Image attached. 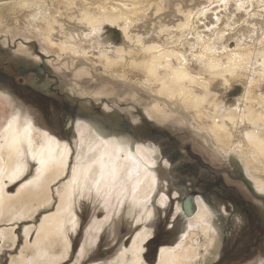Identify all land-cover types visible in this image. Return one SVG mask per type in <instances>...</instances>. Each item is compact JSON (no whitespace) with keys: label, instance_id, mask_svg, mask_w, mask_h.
Here are the masks:
<instances>
[{"label":"bare ground","instance_id":"obj_1","mask_svg":"<svg viewBox=\"0 0 264 264\" xmlns=\"http://www.w3.org/2000/svg\"><path fill=\"white\" fill-rule=\"evenodd\" d=\"M263 3L0 0V29L9 24L23 30L28 40L40 41L44 52L40 59L74 69V80L94 78L95 73L140 89L152 100L145 108L149 120H177L182 125L185 118L180 113L184 114L218 156L229 163L242 162L247 181L254 185L252 192L264 200ZM108 28L121 33L120 44L98 43ZM32 51L19 43L15 56H31ZM236 88L242 89L240 96L229 101ZM103 94L108 96L107 88L93 96ZM94 114L76 121L80 140L72 158L68 143L36 127L28 114L0 96V253L19 248V224L24 236L9 264H62L80 224L77 202L86 197L101 199L106 216L90 226L77 263L95 246L112 217L125 208L128 218L138 216L136 223L143 229L107 264H147L144 244L152 232L146 223L154 216L151 202L159 188L154 168L160 148L120 138L105 126V113ZM25 176L30 178L24 182ZM20 181L15 192L9 191ZM198 197L188 199L194 203L189 217L182 204L177 205L175 213L183 215L187 233L176 245L163 247L156 264L217 260L218 214ZM159 198L157 207H167L168 196ZM38 215L40 223L31 224Z\"/></svg>","mask_w":264,"mask_h":264},{"label":"rangeland","instance_id":"obj_2","mask_svg":"<svg viewBox=\"0 0 264 264\" xmlns=\"http://www.w3.org/2000/svg\"><path fill=\"white\" fill-rule=\"evenodd\" d=\"M15 29L9 24L0 29V49L9 53L8 56L0 53V96L28 114L36 127L68 143L73 150L72 158L80 140L76 121L79 118H92L99 111L105 113L107 118H102V121L108 123L105 126L109 127L110 132L120 138L135 139L152 148H160V159L154 168L159 173V188L151 202L154 216L146 223L152 232L144 244L143 256L147 264H156L160 250L176 245L179 238L187 233L185 219L183 215L175 213V209L189 195L202 197L218 214L216 224L220 228L221 247L213 264H261L264 261V200L252 192H255V188L252 182L249 183L242 162L229 163L218 156L192 127L190 118L187 119L182 113L180 115L185 118L182 125L177 120V123L149 120L145 108L152 100L138 88L133 90L124 83L121 85L117 81L105 80V77L95 73L94 78L74 80V69H64L56 66L55 62L53 66L49 59H40L39 54H44L40 41L28 40L23 30ZM121 42V33L114 28H108L98 39L99 44L109 46ZM19 43L31 46L33 54L24 58L15 56ZM230 45L234 48L235 43ZM105 88L108 89V96H93ZM241 92V88L230 91L229 101L240 96ZM180 115L179 120L182 118ZM29 178L25 176L22 180L25 179V182ZM21 181L9 187V191L15 192ZM163 195H167L170 202L167 201L165 208L157 207L159 197ZM55 200L57 203L58 199ZM54 208L55 203L50 210ZM125 210L123 208L112 217L95 246L89 248L79 264H107L122 247L130 246L143 226L136 223L137 215L128 218ZM76 213L80 224L74 237H71L68 258L62 264H78L77 259L86 245L87 231L94 221L106 216V209L101 199L86 197L77 202ZM40 221L41 215H38L31 224L38 225ZM22 227L19 224L17 230L19 248L0 253V264H9L11 257L19 253L24 242ZM34 236L35 233H32V242Z\"/></svg>","mask_w":264,"mask_h":264},{"label":"water","instance_id":"obj_3","mask_svg":"<svg viewBox=\"0 0 264 264\" xmlns=\"http://www.w3.org/2000/svg\"><path fill=\"white\" fill-rule=\"evenodd\" d=\"M0 53L4 56H8L9 53L7 50L0 49ZM189 198L185 199V201L182 203L183 213L185 217H189L194 213V203L191 200H188Z\"/></svg>","mask_w":264,"mask_h":264},{"label":"flooded vegetation","instance_id":"obj_4","mask_svg":"<svg viewBox=\"0 0 264 264\" xmlns=\"http://www.w3.org/2000/svg\"><path fill=\"white\" fill-rule=\"evenodd\" d=\"M198 194V193H197ZM199 195V194H198ZM187 198H190V199H193L194 197H193V195H189ZM186 198V199H187Z\"/></svg>","mask_w":264,"mask_h":264},{"label":"snow or ice","instance_id":"obj_5","mask_svg":"<svg viewBox=\"0 0 264 264\" xmlns=\"http://www.w3.org/2000/svg\"><path fill=\"white\" fill-rule=\"evenodd\" d=\"M261 264H264V261H262Z\"/></svg>","mask_w":264,"mask_h":264}]
</instances>
